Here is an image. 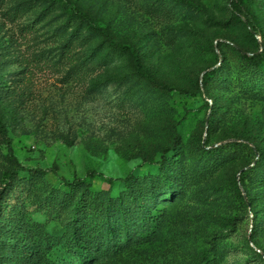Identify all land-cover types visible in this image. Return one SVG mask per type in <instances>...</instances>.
I'll return each mask as SVG.
<instances>
[{"label": "rangeland", "instance_id": "1", "mask_svg": "<svg viewBox=\"0 0 264 264\" xmlns=\"http://www.w3.org/2000/svg\"><path fill=\"white\" fill-rule=\"evenodd\" d=\"M194 1L199 8L0 0V116L13 148L12 156L0 132V192L14 175L29 181L14 203L0 205V220L37 222L30 251L20 258L0 247V264H57L46 239L57 241L67 227L77 202L67 183L75 179L112 196L127 189L131 211L147 201L167 215L156 240L91 264H264V0H243L256 31L230 0ZM71 4L116 41L135 44L171 90L141 79L131 55L91 32ZM80 57L93 68L67 80ZM13 157L37 173L18 169ZM93 169L123 180H91Z\"/></svg>", "mask_w": 264, "mask_h": 264}, {"label": "trees", "instance_id": "2", "mask_svg": "<svg viewBox=\"0 0 264 264\" xmlns=\"http://www.w3.org/2000/svg\"><path fill=\"white\" fill-rule=\"evenodd\" d=\"M179 3L199 8V5L194 0H177ZM231 8L234 13H238V19L242 16L246 18V25L251 31L258 29L256 17L251 9L245 6L243 0H230ZM73 15L81 20L91 32L104 37L110 46L116 47L122 52H127L131 55L134 63L135 73L143 80L152 85H157L163 90H171L166 84L159 82L156 77L150 72L148 67L142 62L140 51L133 43L125 44L116 41L111 33L99 22L91 16L87 11L82 10L76 4L70 6ZM71 43H66L63 52L68 53ZM81 60L77 66H72L66 72L67 80L78 75H85L94 65L90 57H80ZM184 92V91H183ZM191 94V93H190ZM0 132L7 144L9 153L13 156L12 141L8 135V130L3 118L0 116ZM18 169L28 171L31 175L37 173L36 169L23 167L16 157H13ZM18 175L12 176V182L4 187V191L0 192V205L4 207L7 202H11L19 196L18 192L25 185H22L24 180L20 182ZM87 177L91 180L100 178L101 180L113 183L123 179L106 177L102 173L93 169L87 173ZM166 176L163 175L162 178ZM27 178V177H26ZM168 179H172L168 177ZM147 185L154 187L151 179H146ZM142 181V184L146 183ZM29 183V181H27ZM126 185L129 188L134 187V181L125 179ZM26 183V184H28ZM70 187V195L77 198V202L72 207V214L67 223L66 229L61 233L57 241H53V235H48L47 239L50 246H53L51 259L57 264H91V262L100 256H114L122 251L124 247H129L135 243H146L156 240L161 229L167 221V215L164 213L165 208L152 207L150 202L142 206H138L135 211H131V203L133 195L126 189L122 195L112 196L106 191H96L93 184H86L84 179H75L67 183ZM10 192V193H9ZM151 193L153 191H150ZM9 193V195H7ZM67 193V192H66ZM65 193V194H66ZM144 195L146 192H143ZM69 195V196H70ZM4 196V197H3ZM162 208V209H161ZM140 210V211H139ZM142 210V211H141ZM91 216L89 219H82L87 213ZM35 223H31L27 217L15 218L13 216H4L0 220V247L5 250L12 248L13 252L22 258L24 251L29 252L31 247L29 240L31 235L28 230L31 226L37 227ZM8 237L14 241L6 240ZM73 255V256H72ZM58 257H61L58 258ZM79 261V262H78Z\"/></svg>", "mask_w": 264, "mask_h": 264}]
</instances>
